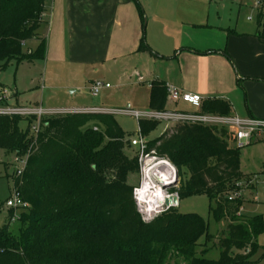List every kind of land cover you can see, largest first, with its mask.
Segmentation results:
<instances>
[{
    "label": "trees",
    "instance_id": "trees-1",
    "mask_svg": "<svg viewBox=\"0 0 264 264\" xmlns=\"http://www.w3.org/2000/svg\"><path fill=\"white\" fill-rule=\"evenodd\" d=\"M45 11L46 0H0L4 67L11 61L45 59L46 40L39 33ZM33 40L40 41L38 47L25 52ZM139 51L153 53L144 37ZM150 87L152 111H166L167 85L155 80ZM199 113L231 117L232 106L223 99H205ZM159 123L141 120L139 130L148 138ZM35 124V117L0 114V149L26 158L13 188L28 204L16 233L10 230L14 209L0 224V264H248L257 252L263 218H238L241 197L229 200L241 191L245 177L241 149L234 147L228 128L176 124L148 142V151L168 157L177 168L181 182L173 191L179 201L205 195L214 220L230 221L219 240L221 257L213 261L198 257L200 239H214L202 217L174 208L143 221L130 183L139 174L138 155L128 153L132 146L114 114L47 116L36 134Z\"/></svg>",
    "mask_w": 264,
    "mask_h": 264
},
{
    "label": "crops",
    "instance_id": "crops-1",
    "mask_svg": "<svg viewBox=\"0 0 264 264\" xmlns=\"http://www.w3.org/2000/svg\"><path fill=\"white\" fill-rule=\"evenodd\" d=\"M43 19L38 61L47 67L127 64L138 80L223 99L231 117L264 120V0H46ZM143 37L153 53L139 51Z\"/></svg>",
    "mask_w": 264,
    "mask_h": 264
},
{
    "label": "rangeland",
    "instance_id": "rangeland-1",
    "mask_svg": "<svg viewBox=\"0 0 264 264\" xmlns=\"http://www.w3.org/2000/svg\"><path fill=\"white\" fill-rule=\"evenodd\" d=\"M237 1V0H235ZM142 7V6H141ZM252 17H250L251 19ZM146 22L148 21L145 16ZM253 19V18H252ZM35 41H29L24 51L35 49ZM55 65V64H54ZM122 69L116 63L106 62L105 64H92L86 67L85 64H73L66 66V69H55L52 64L41 61L17 63L11 61L6 67L0 62V88L6 87L18 93L9 100L10 106L21 107H42L44 110L55 111V113L80 112L77 109H96L97 112H108L115 115V118L126 133L128 140L139 136V122L135 117L127 114L133 110L141 113L152 112L150 106V84L147 78L138 80L133 75L130 66ZM71 67V69H68ZM70 70L72 72H70ZM125 73V74H123ZM100 82L109 84V89H103L98 96L92 94L93 84ZM167 108L170 112H187L188 108L182 102L176 104L174 101H167ZM92 111V110H91ZM191 111V109H190ZM190 113V112H188ZM36 125V124H35ZM175 123L160 122L157 129L150 133L149 140H155L167 130H172ZM22 130L27 129L26 122L21 124ZM133 156L139 155L135 147L128 149ZM26 158L19 159L12 152L0 149V224L2 225L10 211L6 202L13 195L14 179L17 171L25 168ZM241 171L244 179L241 182V202L238 218L251 219L261 216L264 221V193L263 187L256 186L246 188L248 177L250 179H262L264 172V140L254 142L252 145L241 149ZM188 175H184V180ZM139 174L134 175L130 183L137 187L139 185ZM210 200L205 195H195L181 199L177 210L180 214H196L202 217L206 224L208 234L214 239L207 243L203 236L198 248V257L217 261L221 257L220 238L227 233L229 220L217 223L210 214ZM14 222L10 230L16 233L19 228V217L23 213L22 208H16ZM258 250L250 258L248 264H264V233L257 239Z\"/></svg>",
    "mask_w": 264,
    "mask_h": 264
},
{
    "label": "built area",
    "instance_id": "built-area-1",
    "mask_svg": "<svg viewBox=\"0 0 264 264\" xmlns=\"http://www.w3.org/2000/svg\"><path fill=\"white\" fill-rule=\"evenodd\" d=\"M262 0H258V6H261ZM110 88L109 84L95 82L92 88V94L98 96L103 89ZM168 97L174 102H183L192 107L194 112H164L152 111L141 113L137 111H127L126 113L135 117L137 120L170 122L175 124H200L204 126H219L228 128L235 136L233 143L235 148L243 149L253 144L255 138H264V120L255 118L241 119L238 117H222L210 114H201L199 110L203 99L197 94L183 93L175 88L167 86ZM13 92L6 88H0V114L21 117H35L36 125L33 132H39V124L44 117L61 114L55 111L44 110L42 107H21L10 106L9 100ZM92 113H108L91 111ZM111 114V113H109ZM139 136L129 140L132 147L139 151V185L134 188V199L137 204L138 212L144 222L149 223L161 216L164 212L177 208L179 205V196L173 189L180 185L181 178L177 168L166 156H159L155 151H148V142L139 130ZM26 160V159H25ZM26 163V161H25ZM24 169L17 171V176H22ZM157 177L162 178L165 184L158 181ZM259 178L251 179L247 182L248 187L257 183ZM241 185L239 187L241 188ZM264 193V176L262 180ZM240 191L229 200L240 198ZM174 198L178 199V204L170 202ZM9 209L27 208L28 204L24 202L19 192L13 188L12 197L6 202Z\"/></svg>",
    "mask_w": 264,
    "mask_h": 264
},
{
    "label": "water",
    "instance_id": "water-1",
    "mask_svg": "<svg viewBox=\"0 0 264 264\" xmlns=\"http://www.w3.org/2000/svg\"><path fill=\"white\" fill-rule=\"evenodd\" d=\"M158 181L162 184H165V181L160 178V177H157ZM170 202H174L176 205L178 204V199L177 198H174L173 200H170Z\"/></svg>",
    "mask_w": 264,
    "mask_h": 264
}]
</instances>
